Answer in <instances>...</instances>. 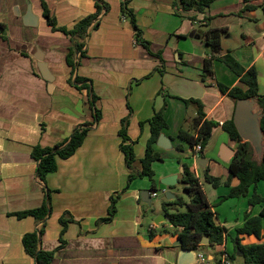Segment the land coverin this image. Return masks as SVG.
Returning a JSON list of instances; mask_svg holds the SVG:
<instances>
[{
	"label": "crops",
	"instance_id": "obj_1",
	"mask_svg": "<svg viewBox=\"0 0 264 264\" xmlns=\"http://www.w3.org/2000/svg\"><path fill=\"white\" fill-rule=\"evenodd\" d=\"M44 2L56 27L68 31L98 13L96 0ZM101 2L109 9H102L92 21L83 41V57L79 58L78 54L68 57L74 51L71 38L47 23L43 0H0V264H35L23 238L42 225L33 216L18 218L14 214L42 207L44 187L51 191L52 213L43 227L41 249L54 252L50 264L178 263L181 249L174 244L180 230L172 235L157 234L164 221L152 222L148 232L142 229L148 204L141 200V193H150L151 204L157 197H153L155 191L148 178L128 184L120 131L122 120L130 115L127 134L134 142L139 167L151 136L149 120L163 110L167 128L162 134L172 148L155 145L161 158L152 165L157 196L170 188L162 185L161 179L177 175V185L181 184L183 164L195 170L206 194L207 183L202 177L206 170L214 177L226 176L232 157L228 162L224 159L238 144L221 124L233 119L236 102L222 94L216 84L246 87L219 60L213 61L214 74L205 82L200 62L187 65L211 57L202 35L207 30L204 17L210 18L211 28L227 30L220 55L230 53L245 69L254 67L259 92L264 94V0H215L196 23L176 12L175 0H130L129 8L151 52L137 43L135 31L122 15L123 0ZM246 6L254 8L245 10ZM29 11L36 22L27 18ZM193 33L201 36L202 46L193 44L189 37ZM38 57L49 69L52 82L42 77ZM75 76L92 81L101 113L96 123L88 91L76 87ZM187 99L200 100L206 118L217 124L201 158L207 162L205 168L178 137L184 121L187 119L190 128L196 115L193 106H186ZM85 124L90 129L81 146L67 159L57 157V170L43 183L37 177L34 147L62 144ZM231 185H238V181L233 179ZM208 189L216 223L227 228L228 237L223 245H208L197 253L206 257V264H219L223 251L233 253L232 240L246 215H259L262 206H249L252 191L247 197L221 201L230 187L213 189L210 185ZM258 193L264 198V182L258 184ZM116 197L113 219L100 223L109 217L111 199ZM65 214L64 228L60 219ZM240 239L242 245L264 241L254 235Z\"/></svg>",
	"mask_w": 264,
	"mask_h": 264
},
{
	"label": "trees",
	"instance_id": "obj_2",
	"mask_svg": "<svg viewBox=\"0 0 264 264\" xmlns=\"http://www.w3.org/2000/svg\"><path fill=\"white\" fill-rule=\"evenodd\" d=\"M215 0H175L174 6L178 14L187 13V18L193 23L198 22V16L205 14L212 3ZM98 13L93 16H89L79 22L72 30L68 31L62 28L56 27V22L52 18L46 3L43 0L44 17L47 23L54 29L69 35L72 41L73 52L68 57H73L75 54L83 57L84 40L88 35L89 27L96 17L99 15L102 9L108 10L109 6L106 3H102L101 0H96ZM130 0H123L121 5V11L123 17L129 21L131 27L135 31V38L137 43L143 46L146 50L151 52L150 43L142 38V30L138 26L135 13L129 8ZM252 6H246L245 10L253 9ZM209 17H204L202 23L207 30L202 34L206 45L209 46L211 51V57L209 59L193 60L188 62L187 65H193L195 62L202 64V70L204 75L202 81L205 82L206 78L212 77L214 74L213 61L219 60L224 63L234 74H236L240 82L246 89L241 87H232L217 83L216 86L222 94L228 95L238 100H254L257 104L258 110L261 114L260 127L263 134V151L259 156L255 148L250 142L244 141L239 135L233 119L221 124L222 129L229 135L230 139L238 144L234 156L227 166V170L230 171L228 177L222 176L214 177L209 175V170H206L203 178L204 182L212 186L213 189H217L219 186L230 187L229 193L221 198V201H225L232 198H240L249 196V206L255 207L257 205L262 206V209L257 216L246 215V220L241 228L236 230V237L233 242V253L227 255L229 260L232 261L238 253L241 254L244 259V264H264V241L251 245H242L240 236L254 235L257 239H264V198L258 193V184L264 182V94L259 92L258 74L254 67L245 69L230 53H226L223 56L221 53V41L226 29H215L209 26ZM196 32V31H195ZM194 32V33H195ZM160 58L159 55L155 56ZM78 60L76 61L77 66ZM160 72H163L159 69ZM73 83L79 89H86L90 97V104L94 111V122H98L101 118V113L96 107L97 97L92 93V81L75 76ZM186 106H193L195 108L196 115L192 120L191 127H187V119L184 121L183 126L179 130L178 137L187 143L191 151L194 153V148L197 145L202 147L199 158L203 157V152L208 144L213 129L217 127V124L206 118L203 103L198 99L184 100ZM129 117L122 120V128L120 136L122 137L121 150L125 155L126 166L129 171L130 184L134 179L148 178L152 182V191L157 192L154 183V171L152 165L154 162L159 161L160 154L155 151V145L158 138L167 128V121L165 119L163 110L156 112L149 125L151 129V136L147 143L145 157L139 162L137 167L134 153V142H132L127 134V128L129 125ZM142 126V124H141ZM89 124L81 125L77 127L72 136L62 144L55 145L53 147L43 148L41 146H35L32 151V157L37 162V177L44 183L48 174L57 170V157L61 159H67L71 157L76 150L81 146L85 137L89 132ZM181 151V146L176 147ZM183 173L181 178V184L183 185V191L187 199L183 197H177L173 201L180 207H187V211L171 213L164 206L163 217L174 227L178 228L180 232L177 234V240L182 241L180 249H187L198 251L200 248H206L207 245H201L204 238L209 239V245H223L227 241L228 230L227 228L220 226L216 223L217 214L212 211L211 204L209 203L208 196L204 192L201 180L196 176L195 170L183 164ZM233 178H237L238 185L232 186L231 181ZM45 189V201L42 207L34 210H28L14 214L18 218H24L27 216H33L42 227L35 232L27 234L23 238V244L26 252L35 259V264H50L54 252H45L41 249V239L43 236V227L46 219L52 213L51 207V191ZM119 196V194H118ZM117 197L111 199V206L109 209V217L102 219L100 223L110 222L116 213ZM60 222L62 225L67 224L66 214L61 217ZM62 245V243H61ZM223 252L221 253V255ZM221 264V260L219 262Z\"/></svg>",
	"mask_w": 264,
	"mask_h": 264
},
{
	"label": "water",
	"instance_id": "obj_3",
	"mask_svg": "<svg viewBox=\"0 0 264 264\" xmlns=\"http://www.w3.org/2000/svg\"><path fill=\"white\" fill-rule=\"evenodd\" d=\"M183 15L187 16V13H184ZM31 11L28 12V19L35 21V17H31ZM26 24V22L24 21ZM33 25V24H31ZM35 25V24H34ZM189 37L193 40V44L196 46H202L203 42L201 41V36L190 34ZM38 60V68L42 75V77L48 81L52 82V76L47 68L46 64L42 61L41 57L37 58ZM257 104L254 100H238L236 102V109L235 114L233 117L234 125L241 136V138L246 141L250 142L252 146L255 148L256 153L260 156L263 151V134L260 127V118L261 114L259 110L257 109ZM157 146L162 149H171L172 145L170 140L164 135L161 134L157 141ZM234 156L233 150L230 149L229 155L226 159H224L225 162H228L231 157ZM197 164L205 168L207 162L204 159L199 158L197 160ZM183 172V167L181 168ZM227 173H225L226 177L230 175V171L226 170ZM177 175L168 176L166 178L161 179V184L166 187H174L178 184ZM166 196L168 200H174L175 196L171 192H166ZM141 200L144 203H147L151 206V196L150 193L147 191H144L141 193ZM161 221H167L165 217L161 216L159 217L155 223H160ZM209 239L204 238L201 242V245H209ZM176 247L182 246V241L177 240L174 244ZM238 256H241V254L238 253ZM197 262V251L193 250H187V249H181L178 257V263L177 264H196Z\"/></svg>",
	"mask_w": 264,
	"mask_h": 264
},
{
	"label": "rangeland",
	"instance_id": "obj_4",
	"mask_svg": "<svg viewBox=\"0 0 264 264\" xmlns=\"http://www.w3.org/2000/svg\"><path fill=\"white\" fill-rule=\"evenodd\" d=\"M202 177H203V174H202ZM233 179L238 181L237 178H233ZM205 186L207 188V194H209L210 192L208 188L210 187V185L207 183L205 184ZM168 191L173 192L175 198L183 197L187 199L183 191L182 184L176 185L174 187H170ZM170 201L171 200H168L166 193H164L162 190V191H159V196H157V198H154L152 200L151 206H148L145 204V208H147V212L143 219V225H142L143 231L148 232V228L150 224L156 221L159 217L163 216L164 206L171 213L187 211V207H180L176 205L174 202H170ZM163 223H164L163 225L159 224V227L157 229V234L159 235L171 234L172 235V234H177L179 232V229L171 225L169 222L165 221ZM211 253L213 254L214 252H211ZM215 256L216 258H218L219 254L216 252ZM212 264H215V262ZM230 264H244V259L242 258V256H235V258L232 261H230Z\"/></svg>",
	"mask_w": 264,
	"mask_h": 264
},
{
	"label": "built area",
	"instance_id": "obj_5",
	"mask_svg": "<svg viewBox=\"0 0 264 264\" xmlns=\"http://www.w3.org/2000/svg\"><path fill=\"white\" fill-rule=\"evenodd\" d=\"M201 151H202V147L200 145H197L194 148L193 156H194L196 161L199 159V155H200ZM157 195H158L157 192L153 193V197H157ZM226 252L227 251H223V254L221 255V264H230V260H229V257H228ZM206 263H207L206 257L203 254H201V253H197V262H196V264H206Z\"/></svg>",
	"mask_w": 264,
	"mask_h": 264
}]
</instances>
